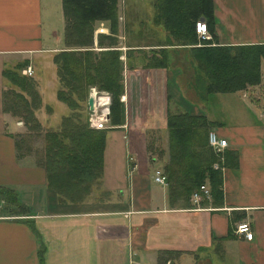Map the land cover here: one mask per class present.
<instances>
[{"label": "crops", "instance_id": "crops-1", "mask_svg": "<svg viewBox=\"0 0 264 264\" xmlns=\"http://www.w3.org/2000/svg\"><path fill=\"white\" fill-rule=\"evenodd\" d=\"M60 1L0 0V190L11 192L22 207L21 214L9 209L0 215V264H264V63L258 85L209 94L201 102L194 88L190 47L175 46L172 34L159 24L157 0H136L138 27L129 33L128 26L125 34L137 41L118 48L119 59L128 65L122 74L124 120L105 134L100 178L70 198L47 188L39 163L44 142L36 149L21 147L22 123L4 111L3 99L7 85L13 86L5 71L26 62L19 74L31 70L40 100L35 111L40 127L54 129L58 118L68 114L50 103L56 90L50 54L64 48L63 29L56 27L63 24ZM211 2L214 38L207 31L206 40L211 46L264 45V0ZM96 35H108L104 25L93 33L98 51ZM195 40V47L205 42ZM160 50L166 52L167 68H144ZM128 52L132 54L125 57ZM153 75L161 80L148 100L171 105L173 113L201 114L226 141L221 160L214 162L221 168L218 199L209 194L194 205L190 195L186 201L172 202L167 185L153 182L155 171L164 176L161 163L166 154L159 162L149 160L140 117L129 120L126 113L128 83L138 81L136 97L145 102L150 93L144 90ZM13 92L18 93L17 88ZM211 102L217 103L215 108ZM54 113H59L55 119ZM244 113L247 118H242ZM153 115L160 127L156 130L166 137V116ZM161 149H166L165 140ZM203 186L209 193L208 185ZM100 192L108 200L96 202ZM34 199L41 208L30 213ZM242 222L249 226L250 239L234 233Z\"/></svg>", "mask_w": 264, "mask_h": 264}, {"label": "trees", "instance_id": "trees-1", "mask_svg": "<svg viewBox=\"0 0 264 264\" xmlns=\"http://www.w3.org/2000/svg\"><path fill=\"white\" fill-rule=\"evenodd\" d=\"M63 18V49L50 54L53 76L56 80L55 100L64 106L59 125L43 131L44 148L39 159L45 172L46 186L56 195L68 198L80 193L88 182L99 179L107 130L89 129L86 124V99L93 87L110 95L109 125L123 124L124 107L121 72L124 63L114 36L117 33V0H61ZM157 0L158 22L172 34L175 46L190 47L188 54L195 73L194 88L199 100L206 102L209 94L236 93L260 82L259 67L264 63V45L211 46L205 41L195 47V21L202 19L206 30L214 38L211 0ZM193 4L196 7L191 8ZM102 24L108 35H96L94 50L93 33ZM194 46V47H193ZM128 52L125 54L130 55ZM26 62L15 70L5 71V78L17 88L5 92L3 109L21 118L27 131L39 133L41 127L35 118L40 107L32 77L19 74ZM144 68L166 69V52L152 53ZM32 76V75H31ZM51 109L46 105L45 109ZM48 109V110H49ZM17 113H19L17 115ZM213 123L201 114H166V149L159 148L150 161H160L171 201H186L204 184L208 185L212 199L220 197L219 172L212 169L217 160L206 143L207 132ZM150 152V149L147 150ZM157 158V159H156ZM0 200L17 204L9 191L0 190ZM8 208V207H7ZM9 209V208H8ZM13 214V213H12ZM16 214H21L18 211ZM20 216V215H15ZM39 257L41 249H39Z\"/></svg>", "mask_w": 264, "mask_h": 264}, {"label": "rangeland", "instance_id": "rangeland-1", "mask_svg": "<svg viewBox=\"0 0 264 264\" xmlns=\"http://www.w3.org/2000/svg\"><path fill=\"white\" fill-rule=\"evenodd\" d=\"M181 1L184 4L186 3L185 2L186 0H181ZM195 7H196V5L193 4V6L191 8L194 9ZM117 9H118L117 10V12H118V18H117L118 30H117L116 36H114V37L118 43V47H119V45L124 44V42L127 44H133L132 42L136 43L137 38L128 37V35L126 37V34H125V32H127L128 26L130 28L129 33H134L138 27V20L137 19H138L139 7H138V4L136 3V0H117ZM53 24L55 25V21L51 22V26ZM56 24H58V22ZM56 27H57V30H62L63 24L62 23L58 24ZM132 35L133 34H131V36ZM123 69H124V67H123ZM123 73H125L124 70H122V72H121V77H123L122 76ZM173 76H174V74H173ZM160 80H161V78L158 75H153L150 79L147 80V83L149 86L145 87L144 92L147 94L149 91L150 94L145 96L146 97L145 102H139L137 100L136 96H138L137 95V92H138L137 91L138 90L137 82L138 81H135V84H133V85H131V84L129 85V83H128L129 86L127 85L129 90L131 91V93L129 92V98H127L128 101H126V108H127L126 113H128L129 120H131V117H133V115L140 117V121H141V125H142L141 130L142 129L144 130V134H143L144 135V144H145V148H146V154L148 157H150L151 155H156V153H157L156 151L164 145V140L166 141L165 134H163L162 132L159 133V131L156 130V129H160V127L157 124V121L155 120L153 114L155 113V114H157V116L159 115V117H162L163 115L166 116L167 113L176 114V113H173L174 107L172 108L171 105L167 104L166 106H163L162 102H155V100H153V101L148 100L150 95L151 96L153 95V98H154L155 92H156L155 86L158 82H160ZM122 87H123V83H122ZM149 87L152 88V90H153L152 93H151V90L149 89ZM7 88L8 89L6 91L8 92V94L6 95V99H10L11 96H10L9 91L11 89L16 90V88L13 86H10V85H7ZM120 101H121V98H120ZM50 103L54 107H55V105H57L59 107H64L60 103L56 102V100H54V98H52V100H50ZM143 105H144V109L142 108ZM216 105H217V103L211 102L210 107L215 108ZM242 107H243V110L245 111L246 108L244 106H242ZM227 108H228V106H227ZM57 109L58 108H55V110H57ZM217 109H221V106H217ZM7 114L10 115L11 117H14L12 115L13 113L7 112ZM18 114L19 113H17V115ZM44 114H48V113H44ZM54 114H55L54 115V119H55L58 117L59 113H54ZM245 115H247V114L244 113L242 118L248 117V116L246 117ZM14 118L18 122H20V120H21V118L18 119V117H14ZM60 119L61 118H58V120H60ZM245 120H247V119H242V122H244ZM236 121H240V119H236ZM19 126H21V125L19 124ZM19 131H20L19 142L21 141V147L22 148H24V147L28 148V146H29L30 148L34 147L36 149V147H39V148L41 147L40 144H41V142H43V139H44V137H43V131L44 130L42 128H41L40 132L37 134L34 131H30V130L27 131L26 127H24V125L22 124L21 128H19ZM136 135H134V136L137 137ZM138 138H140V137H138ZM140 141H141V138H140ZM148 148L150 149V152L147 151ZM97 196L98 197H94V198H97V200H95L96 202L108 200V195L104 192H100ZM23 200H24V198L21 199V201H23ZM0 207H1L0 208V215L6 214V210L8 211L9 209H12V210L17 211V212L22 211V208H18L14 204H7L5 201L1 202ZM40 208L41 207H39V205H37L36 199H34L32 205H30V208L28 209V211L30 213H34L36 210H38Z\"/></svg>", "mask_w": 264, "mask_h": 264}, {"label": "built area", "instance_id": "built-area-1", "mask_svg": "<svg viewBox=\"0 0 264 264\" xmlns=\"http://www.w3.org/2000/svg\"><path fill=\"white\" fill-rule=\"evenodd\" d=\"M194 33L196 39L199 42H203L209 39L205 24L203 21L198 20L194 23ZM101 30H98L100 32ZM21 74L26 77L32 75L30 68H26L21 71ZM87 98L91 99V109L89 110L86 106V124L89 129L96 131L109 130L112 127L109 125V106H110V95L107 92L97 90L93 87L88 89ZM206 143L211 152L215 155L218 161L221 160L222 154L227 148V143L223 138H220L214 130H210L207 133ZM213 170H221L218 163L212 164ZM155 184L164 187L166 186L165 177L161 172L155 171L152 177ZM201 197L205 199L209 198L208 190L205 186H200L197 191L191 194L190 201L196 205ZM234 233L243 235L246 239H250L251 233L247 223H239L234 229Z\"/></svg>", "mask_w": 264, "mask_h": 264}, {"label": "water", "instance_id": "water-1", "mask_svg": "<svg viewBox=\"0 0 264 264\" xmlns=\"http://www.w3.org/2000/svg\"><path fill=\"white\" fill-rule=\"evenodd\" d=\"M91 104H92L91 99H90V98H87V99H86V106H87V108H88L89 110L91 109Z\"/></svg>", "mask_w": 264, "mask_h": 264}]
</instances>
